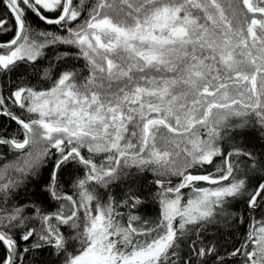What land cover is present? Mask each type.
<instances>
[{
  "label": "snow or ice",
  "instance_id": "obj_1",
  "mask_svg": "<svg viewBox=\"0 0 264 264\" xmlns=\"http://www.w3.org/2000/svg\"><path fill=\"white\" fill-rule=\"evenodd\" d=\"M0 264H264V0H0Z\"/></svg>",
  "mask_w": 264,
  "mask_h": 264
}]
</instances>
